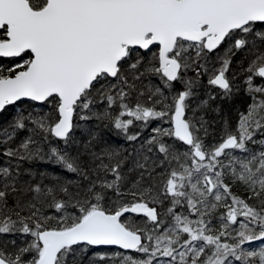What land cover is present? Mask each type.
Segmentation results:
<instances>
[{
    "label": "snow or ice",
    "instance_id": "snow-or-ice-1",
    "mask_svg": "<svg viewBox=\"0 0 264 264\" xmlns=\"http://www.w3.org/2000/svg\"><path fill=\"white\" fill-rule=\"evenodd\" d=\"M0 264H264V0H0Z\"/></svg>",
    "mask_w": 264,
    "mask_h": 264
}]
</instances>
